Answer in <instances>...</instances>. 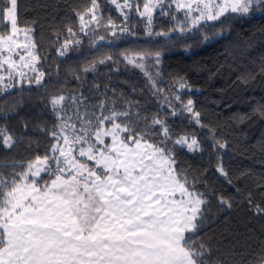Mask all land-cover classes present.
<instances>
[{
  "label": "snow or ice",
  "instance_id": "1",
  "mask_svg": "<svg viewBox=\"0 0 264 264\" xmlns=\"http://www.w3.org/2000/svg\"><path fill=\"white\" fill-rule=\"evenodd\" d=\"M108 2L125 21L132 11L145 19L149 36L153 35V14L159 10L170 15L173 6L184 14L178 22L181 33L202 27V22L264 9V0H142V6L140 0ZM75 15L79 34L85 37L94 36L100 27L110 29L113 37L128 32L126 25L119 27L111 17L101 23L99 0H90ZM0 25L7 29L0 31V70L7 66V75H0V92L7 93L21 81L43 86L46 74L39 67L34 29L19 26L18 0H0ZM66 31L68 39L57 50L60 56L82 43L72 27ZM21 33L23 41L18 39ZM105 39L96 36L90 45L97 47ZM122 56L143 70V61L150 56L159 65L161 53ZM112 59L105 55L82 71H95L98 64ZM145 75L152 95L160 101L151 114L142 113L139 102L123 94L119 101L105 97L91 107L83 93L61 92L48 98L45 107L57 123L51 128L39 126L51 141L45 154L0 164V169H8L0 171V264H219L210 258L212 249L200 235L212 222L210 200L177 161L178 148L203 152V145L197 135L177 132L169 124V117L186 113L190 123L204 127L201 114L192 99L185 101L179 91L169 95L150 73ZM15 77L19 79L14 84ZM175 84L178 89L187 87L182 79ZM118 102L123 103L122 109L117 108ZM17 142L6 125L0 126V145L10 150ZM212 147L224 149L226 144L213 138ZM216 171L232 183L222 162ZM251 195L249 208L264 215V207L253 206ZM218 203L232 207L223 195ZM258 264H264V257Z\"/></svg>",
  "mask_w": 264,
  "mask_h": 264
},
{
  "label": "trees",
  "instance_id": "2",
  "mask_svg": "<svg viewBox=\"0 0 264 264\" xmlns=\"http://www.w3.org/2000/svg\"><path fill=\"white\" fill-rule=\"evenodd\" d=\"M99 3L101 23L106 24L111 17L119 27L126 25L128 32L113 37L110 29L100 27L94 36L79 34L75 12L83 11L90 0H18V24L34 29L39 67L46 75L43 86L21 83L7 93L0 92V126L6 125L18 139L10 150L0 145V164L45 154L51 141L39 126L51 128L57 123L50 108L45 107L51 95L83 93L91 107L105 97L119 101L123 94V98L138 101L142 113L156 112L160 101L152 95L145 75L148 72L169 95L179 91L185 101L192 99L201 114L204 127L190 123L186 113L169 117V124L177 132L197 135L204 148L203 152L178 148L177 161L210 200L212 222L200 233L212 249L210 258L219 264H258L264 257V215L249 208L248 194H252L253 206L264 207V9L203 22L202 27L184 33L170 31L177 28V19H183L181 12L172 8L165 16L157 10L153 35L149 36L147 21L135 11L125 21L108 0ZM69 26L82 43L60 56L57 50L68 39ZM3 30L7 29L0 25ZM158 32L169 34L155 35ZM101 35L106 39L92 47L90 40ZM157 51L161 53L160 64L150 56L143 61V70L122 56ZM105 55L113 59L98 64L95 71H82ZM180 79L186 88L178 89L175 81ZM123 107L118 102L117 108ZM213 138L226 147L213 149ZM218 162L223 163L231 184L216 171ZM221 195L230 199L231 208L218 203Z\"/></svg>",
  "mask_w": 264,
  "mask_h": 264
},
{
  "label": "rangeland",
  "instance_id": "3",
  "mask_svg": "<svg viewBox=\"0 0 264 264\" xmlns=\"http://www.w3.org/2000/svg\"><path fill=\"white\" fill-rule=\"evenodd\" d=\"M121 2H122V0H121ZM173 8H174V6H173ZM175 9V8H174ZM251 13V12H250ZM181 14H182V16H183V19H177V23L179 22V21H182V20H184V14H183V12H181ZM192 15H198V13H196V12H193L192 13ZM209 22H211V21H209ZM203 23V22H202ZM103 24V23H102ZM177 29H178V26H177ZM98 31H100V28L97 30V32ZM18 39L20 40V41H23L24 40V36H23V33H21L20 34V36L18 37ZM21 55H23L24 54V52H23V49H18L17 50ZM13 58L14 59H16V60H19V56H17V55H15V54H13ZM6 69H7V66H5V69H3V70H0V75H7V72H6ZM24 71L25 72H28V69H24ZM29 75H32L30 72H29ZM17 79H19V77H15L14 79H13V82H15L16 83V80ZM21 83H26V81H21Z\"/></svg>",
  "mask_w": 264,
  "mask_h": 264
}]
</instances>
